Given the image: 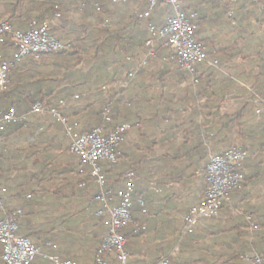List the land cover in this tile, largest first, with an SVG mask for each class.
I'll list each match as a JSON object with an SVG mask.
<instances>
[{"label":"crops","instance_id":"0c3cea01","mask_svg":"<svg viewBox=\"0 0 264 264\" xmlns=\"http://www.w3.org/2000/svg\"><path fill=\"white\" fill-rule=\"evenodd\" d=\"M48 1L59 7L47 20L52 21L50 29L59 40L63 39L56 30L59 25L81 22L87 11L92 13L88 29L99 33L97 45L108 35L105 24L123 31L118 44L111 43L117 52L134 43L133 51L120 62L127 66L121 75L117 61L101 73H89L84 67L66 82L62 79L63 62L48 56L39 60L28 57L9 75L12 86L26 83V92L43 98L45 106L64 100V113L78 133L90 131L86 128L90 112L85 105L93 104L96 111L107 101L112 102L111 120L128 126L118 152L119 164L100 166L105 190L113 198L111 206L118 202L127 171L135 174L132 217L144 229L139 227L134 234L135 227L130 224L121 232L129 264H157L164 258L171 262L179 254L192 257L178 260V264H250L249 258L264 252V0L256 5L253 0H236L230 5L223 0L183 3L186 14L196 13L197 37L206 43V51L212 49L220 60L221 70L204 78L200 97L196 76L189 75L187 81L174 74L161 75L153 61H147L124 93L118 94L119 84L144 58L147 24L141 21L132 29L128 21L136 9L145 11L146 3L94 0L101 9L90 11L83 5L85 0ZM17 2L0 0V21L13 15ZM169 13V8L158 6L150 22L159 28ZM131 34L133 40H129ZM90 45L83 44L86 48ZM81 60L84 65L87 58ZM114 91L120 97L117 101L116 97L109 99ZM75 95L82 100L73 99ZM10 108L17 113L14 107L4 111ZM26 124L22 129L7 127L0 143L4 212L22 211L18 233L42 253L92 264L105 228L95 215L102 205L94 200L99 188L89 175L90 168L81 166L70 153L69 140L50 116L30 115ZM232 146L244 147L252 154L242 163L245 182L231 196L233 209L223 206L218 222L203 220L196 227L195 232L204 231L201 243L207 252L199 256L182 248L180 253L183 219L204 197L207 156ZM139 198L145 203L146 215L137 204ZM201 258L203 263L197 262ZM110 263L116 264L112 257ZM31 264L52 263L37 257Z\"/></svg>","mask_w":264,"mask_h":264},{"label":"built area","instance_id":"2783aa9c","mask_svg":"<svg viewBox=\"0 0 264 264\" xmlns=\"http://www.w3.org/2000/svg\"><path fill=\"white\" fill-rule=\"evenodd\" d=\"M114 2H125L126 0H113ZM137 3H146L147 8L143 12L137 9L133 15L142 21H148L146 30L148 37L144 43V58L134 69L130 70L124 82L119 84V89L125 90L135 78L136 74L147 61H154L156 48L160 45L167 49L170 60L180 71L195 77L198 68L221 70L218 60L207 55L205 45L195 37L197 31L196 13L186 14L182 5L186 0H131ZM234 4L236 0H223ZM256 1V0H253ZM95 9L100 11V6L95 4ZM164 6L170 9L165 23L156 27L149 20L152 12L158 7ZM59 15H56L55 19ZM51 22L32 21L25 31L14 30L8 19L0 21V94L7 90L9 75L15 67L26 58L32 57L39 60L47 54H56L69 49V45L61 42L50 33ZM11 39L15 45V51L11 58H5L1 52L2 45ZM106 87H102L105 90ZM75 95L73 99H78ZM258 101L260 99L256 97ZM264 103V101H263ZM111 101H107L102 108L100 125L89 133L81 134L75 129L69 118L65 115L66 102L58 100L51 106L36 103L27 114L18 115L14 109L0 110V135L8 124H25L30 115H48L58 124L66 138L69 140V151L74 155L81 166L90 168V176L95 180L99 193L94 200L99 201L101 209L96 216L101 218L105 228L101 243L98 246L92 264H111L112 257L116 264H129V256L125 251L126 238L121 231L128 225H137L132 217L133 192L135 187V174L127 171L124 177V188L118 193V202L111 206L113 198L109 191L105 190L106 179L102 173L100 163L118 165V152L122 143L123 135L128 126L114 123L110 117ZM1 140V138H0ZM251 152L241 146H232L230 149L220 153H210L204 171L205 192L204 197L196 205L188 210L183 219L181 237L192 234L198 224L203 220H217L223 206L231 210V194L241 188L244 175L239 168L242 163L251 157ZM6 189L0 187V210L3 211ZM137 204L141 207L142 214L147 210L144 201L139 198ZM22 216L20 209L9 213L3 212L0 218V245L2 253L0 261L4 264H31L37 257H42L52 264H79L73 260H60L57 256L44 254L39 246L34 245L25 236L18 235L19 220ZM247 219H250L249 217ZM253 228L254 225L251 224ZM250 264H264V255L254 254L249 258ZM157 264H168L167 258L160 260Z\"/></svg>","mask_w":264,"mask_h":264},{"label":"trees","instance_id":"16d2710c","mask_svg":"<svg viewBox=\"0 0 264 264\" xmlns=\"http://www.w3.org/2000/svg\"><path fill=\"white\" fill-rule=\"evenodd\" d=\"M225 3L227 5H230L227 2ZM258 3H259V0H256L252 4L256 5ZM53 4L54 3L48 0H18L17 4L15 5V8L13 9V15L8 19V21L14 30L20 29V30L25 31L28 28V24L32 21L44 22V21H47L48 19L53 18L54 15L59 11V7L57 5L54 6ZM95 4L96 2H94V0H85L83 2V5L87 7L88 9H90V11L92 10L95 11V6H94ZM90 14H88V12L85 11L84 17L81 22H72L70 24H66V23L64 24V22H62L61 25H59L58 29L56 30H59V32H61L63 39H60V41L65 44H68L70 46L69 49L60 51L56 54L44 55V56L53 58L56 61L59 60V62L61 61V63L63 62L62 63L63 64L62 65V79H64L63 81L68 82L69 80L72 79L73 76L80 74L81 69L84 67L88 69L89 73L90 72L91 73H96V72L101 73L104 71L105 68H112L116 66L117 61L120 63L121 61H123L125 56H127L128 54H130L131 51H133L132 46L134 43H131L130 47H122L118 49V52L113 47H111V43H113V41L116 44H118L117 40L121 37L123 31L113 29L109 24H105V26L103 27L106 33H108L107 37L104 38L103 42L97 45L98 38L96 40V37L98 36L99 33H95L92 30L88 29V27L91 26L90 24H87V20L91 17ZM63 19L64 18H61V21H63ZM141 21L142 20L132 15L129 18L128 25L132 29H137ZM149 21H152V15ZM144 22L146 24L148 23V21H144ZM50 33L52 34L51 29H50ZM197 34L198 32L195 33V37L199 41H201L204 45H206L204 41L200 40L197 37ZM129 40H133L132 34ZM87 42L91 44L88 48L83 46V44ZM14 51H15V45L11 39H8L5 42V44L2 45L1 47V52L5 58H11L12 55H10V53L11 52L14 53ZM207 55L211 58L213 57L217 59L220 62L218 55L215 54L212 49L207 50ZM81 57L87 58V61L84 63V65L81 60ZM131 57L132 59H135V56L132 55ZM163 58H167V59L170 58V53L167 49H164L160 45H158L156 48V58L153 61L154 63H156V67L159 68L157 69L158 73H160L161 75L162 74L163 75H166V74L178 75L181 77V79L188 81L189 75H187V73L180 71L176 66L170 63V60L162 61ZM19 67H20V64L15 67V69L10 73V75L12 76V74L16 73ZM126 67L122 65V63H120L117 65L116 70L119 69L120 70L119 73L121 75L125 72ZM216 74H218V72L213 69L198 68L197 73L195 75L196 76L195 80L197 81V84H198L197 91L199 89H203L204 84H205L204 82L205 77L214 76ZM45 78L47 79L48 77H45ZM45 78H43V81L45 80ZM40 81L41 80L37 81L36 85L38 83H41ZM208 83L210 84V82ZM21 84L22 86L16 87V86H12V80L8 83L7 90L0 94V110L1 111H4L5 109L9 107H14L17 110L16 114L22 115V114H27L36 103H44L43 98L37 97L36 95L28 94V92H26L25 90V87L27 86L26 83H21ZM29 85L30 84H28V86ZM34 85L35 84H32V86ZM122 93H124V91L122 90L118 92V94H122ZM116 94L117 93H115L114 91V95L112 94V97L109 96V99L116 97ZM201 95L202 94H200V91H198L197 96L200 97ZM83 98H84L83 102H85L88 96L87 97L85 96ZM80 99L81 98L78 97V99L76 100H80ZM119 99L120 97H118L116 101ZM85 107L90 112L89 121L86 124V128H88V130L91 131L92 129L100 125L103 107L101 106V108L96 111H95L93 104H86ZM110 116H112V110H110ZM9 126H18L19 128L22 129L24 128V126H27V124L26 123L25 124L13 123V125L12 124L6 125L0 135V138H1L0 143L2 141L3 134L6 128ZM107 165L113 166L110 164H107ZM239 171L242 172V166L239 168ZM244 182H245V179H244ZM239 190L240 189L235 190L234 192L239 191ZM2 212H4V209ZM208 221L213 222V220H208ZM217 226L218 225H216L215 228ZM210 229L213 230V228H210ZM138 230H140V228L135 227L134 234H137ZM195 231L192 234L183 237V240L181 241V246H180L181 247L180 253H182V248L189 249L191 250V252L199 254V256H202L205 252L208 251L207 246L201 243V241L205 238V235L203 233L204 231L203 230H200L197 232ZM17 234L20 235L18 231H17ZM209 234L211 233L209 232ZM0 250L2 251L1 245H0ZM260 253L264 255V252H260ZM191 257L192 255H190L189 257H184L182 256V254L181 255L179 254V257L175 261L174 260H171V262L168 261V264H178L179 263L178 260H182V262H185L187 260H190ZM230 260L231 259H229L227 262H229ZM197 262L203 263V259L201 258L197 260Z\"/></svg>","mask_w":264,"mask_h":264},{"label":"rangeland","instance_id":"374dc122","mask_svg":"<svg viewBox=\"0 0 264 264\" xmlns=\"http://www.w3.org/2000/svg\"><path fill=\"white\" fill-rule=\"evenodd\" d=\"M172 63V62H171ZM219 219V218H218ZM218 219L217 220H213V222H217L218 221Z\"/></svg>","mask_w":264,"mask_h":264}]
</instances>
